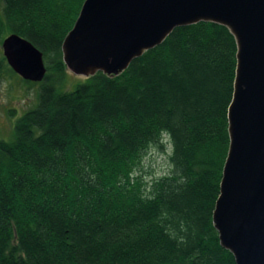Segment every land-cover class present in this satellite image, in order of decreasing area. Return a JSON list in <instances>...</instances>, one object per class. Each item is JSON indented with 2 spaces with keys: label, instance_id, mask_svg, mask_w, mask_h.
<instances>
[{
  "label": "trees",
  "instance_id": "1",
  "mask_svg": "<svg viewBox=\"0 0 264 264\" xmlns=\"http://www.w3.org/2000/svg\"><path fill=\"white\" fill-rule=\"evenodd\" d=\"M84 1L0 0V46L15 33L46 67L26 81L36 106L0 140V264H235L213 223L234 35L211 21L176 27L119 74L66 91L62 45ZM3 64L15 75L0 53ZM165 139L170 172L145 181L142 160Z\"/></svg>",
  "mask_w": 264,
  "mask_h": 264
},
{
  "label": "water",
  "instance_id": "2",
  "mask_svg": "<svg viewBox=\"0 0 264 264\" xmlns=\"http://www.w3.org/2000/svg\"><path fill=\"white\" fill-rule=\"evenodd\" d=\"M199 21L227 26L238 48L213 223L235 264H264V0H85L63 41V61L76 75H117L174 28ZM0 47L16 75L44 79L42 52L31 42L12 33Z\"/></svg>",
  "mask_w": 264,
  "mask_h": 264
},
{
  "label": "rangeland",
  "instance_id": "3",
  "mask_svg": "<svg viewBox=\"0 0 264 264\" xmlns=\"http://www.w3.org/2000/svg\"><path fill=\"white\" fill-rule=\"evenodd\" d=\"M0 53L2 55L1 48ZM66 72L67 79L64 84L66 91L73 90L86 77L73 74L67 67ZM38 91V84L27 83L18 75L10 74L4 64L2 65L0 69V140L10 141L13 138L15 123L26 111L36 106ZM165 140L163 149L157 146L151 147L142 160L138 173L145 181L149 182L170 172V145L167 139Z\"/></svg>",
  "mask_w": 264,
  "mask_h": 264
}]
</instances>
